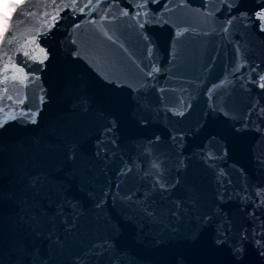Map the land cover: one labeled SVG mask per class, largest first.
<instances>
[{"label":"water","instance_id":"1","mask_svg":"<svg viewBox=\"0 0 264 264\" xmlns=\"http://www.w3.org/2000/svg\"><path fill=\"white\" fill-rule=\"evenodd\" d=\"M227 3L16 5L0 37V264H264L249 241L232 251L264 189V32L238 17L261 5Z\"/></svg>","mask_w":264,"mask_h":264},{"label":"snow or ice","instance_id":"2","mask_svg":"<svg viewBox=\"0 0 264 264\" xmlns=\"http://www.w3.org/2000/svg\"><path fill=\"white\" fill-rule=\"evenodd\" d=\"M160 0H143V4L141 7H146L148 4H156L159 3ZM261 8L259 11H256L252 14L251 17L247 15V13H239L238 17L248 19V20H255L259 21V23L256 25L261 32H264V0H259ZM238 3V0H228V3L225 5V9L227 11H231V8L233 6H236ZM89 5H82L79 7V11L84 12L85 8H87ZM74 10L76 9L75 3L70 5ZM59 10V9H57ZM124 15H129V13L125 12ZM132 15L139 16L140 13L136 12L135 8H133ZM7 11L5 13V19H7ZM55 19V17L53 18ZM228 23L231 24L232 20L229 19ZM143 27V24L140 25ZM27 55V53H25ZM22 63H26L24 61H21ZM5 71H7V65H5ZM5 80H8V77H4ZM261 81H264V77L259 78ZM258 86L260 88H264V83H258ZM5 91H7V88H5ZM8 99H12L11 97H8ZM19 103H23V100H20ZM182 115V113H179ZM258 117H264V108L259 109L257 113ZM35 114L32 116V122L35 123ZM3 125H0L2 127ZM159 139V137H157ZM209 159H212V157H209ZM219 177L223 178L221 180V183L224 187H227L229 185H232L233 180L230 177V175L225 172L224 170H220ZM163 187V185H161ZM244 192L247 193V186H244ZM256 200L253 201V209L248 213V219L251 222V229L248 227H243L239 230L238 238L235 242V246L232 248L234 256L238 260H242L245 255V248H244V241H249L252 243V245L257 248L259 251V254L261 256H264V218L262 216L257 215L256 211L261 210L262 215H264V189H259L254 193ZM243 200L250 199V196L245 195L241 197ZM129 200H131V197H129ZM140 211L142 214L146 217V219H153L155 214V209L150 203H144L143 207L140 208ZM233 234V221L225 218L220 227L217 229V244H224L228 243L232 237ZM231 246V245H230ZM101 251L100 255H103V252L107 250V242H102L99 246Z\"/></svg>","mask_w":264,"mask_h":264},{"label":"rangeland","instance_id":"3","mask_svg":"<svg viewBox=\"0 0 264 264\" xmlns=\"http://www.w3.org/2000/svg\"><path fill=\"white\" fill-rule=\"evenodd\" d=\"M19 1H21V0H10L1 6L2 13L0 14V36H1L6 24L8 22V18L5 19L6 11H7V17H9L12 10L14 9L16 3Z\"/></svg>","mask_w":264,"mask_h":264},{"label":"bare ground","instance_id":"4","mask_svg":"<svg viewBox=\"0 0 264 264\" xmlns=\"http://www.w3.org/2000/svg\"><path fill=\"white\" fill-rule=\"evenodd\" d=\"M8 1H10V0H0V14L2 13L1 6L4 5Z\"/></svg>","mask_w":264,"mask_h":264}]
</instances>
